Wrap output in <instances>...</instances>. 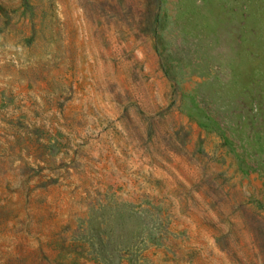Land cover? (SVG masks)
<instances>
[{"label": "rangeland", "instance_id": "obj_1", "mask_svg": "<svg viewBox=\"0 0 264 264\" xmlns=\"http://www.w3.org/2000/svg\"><path fill=\"white\" fill-rule=\"evenodd\" d=\"M0 264H264V0H0Z\"/></svg>", "mask_w": 264, "mask_h": 264}]
</instances>
